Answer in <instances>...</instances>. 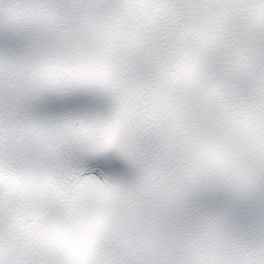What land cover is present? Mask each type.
<instances>
[{
	"label": "snow or ice",
	"instance_id": "1",
	"mask_svg": "<svg viewBox=\"0 0 264 264\" xmlns=\"http://www.w3.org/2000/svg\"><path fill=\"white\" fill-rule=\"evenodd\" d=\"M0 264H264V0H0Z\"/></svg>",
	"mask_w": 264,
	"mask_h": 264
}]
</instances>
